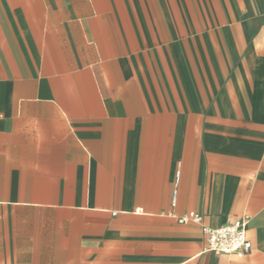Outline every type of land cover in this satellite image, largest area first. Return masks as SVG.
<instances>
[{"label":"crops","instance_id":"crops-1","mask_svg":"<svg viewBox=\"0 0 264 264\" xmlns=\"http://www.w3.org/2000/svg\"><path fill=\"white\" fill-rule=\"evenodd\" d=\"M0 264H264V0H0Z\"/></svg>","mask_w":264,"mask_h":264},{"label":"built area","instance_id":"built-area-1","mask_svg":"<svg viewBox=\"0 0 264 264\" xmlns=\"http://www.w3.org/2000/svg\"><path fill=\"white\" fill-rule=\"evenodd\" d=\"M180 181V171L176 172V183ZM177 190L174 192L173 205L176 204ZM179 222H194L202 224L203 216L197 212H190L178 217ZM250 216L231 220L219 227L202 224V231L206 237V250L216 254H235L243 257L251 252L252 243L247 237Z\"/></svg>","mask_w":264,"mask_h":264}]
</instances>
